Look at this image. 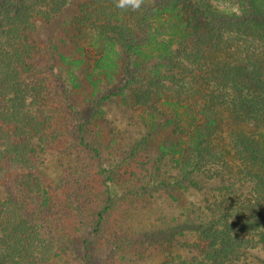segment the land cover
I'll list each match as a JSON object with an SVG mask.
<instances>
[{
  "label": "trees",
  "instance_id": "obj_1",
  "mask_svg": "<svg viewBox=\"0 0 264 264\" xmlns=\"http://www.w3.org/2000/svg\"><path fill=\"white\" fill-rule=\"evenodd\" d=\"M66 1L46 0L47 18L33 0H0V264H56L77 248L84 254L76 264H90L88 238L100 235L108 206L64 188L71 176L114 182L73 157L81 151L99 163L107 144L121 147L105 138L121 128L106 121L110 106L117 107L113 122L136 110L148 130L124 149L118 171L155 143V171L139 178L150 187H131L142 200L170 195L186 214L134 231L136 240L124 245L160 247L161 264H264V0H143L135 11L81 0L72 33L62 22L52 54L92 72L106 48L119 46L111 71L112 78L119 71L118 86L95 93L79 70L69 91L61 77L69 67L57 75L40 67L49 40L34 34L40 22L65 15ZM109 28L120 35L106 34ZM128 123L141 125L134 117ZM169 165L174 175L163 171ZM180 190L191 200L174 197ZM120 246L110 238V249Z\"/></svg>",
  "mask_w": 264,
  "mask_h": 264
},
{
  "label": "rangeland",
  "instance_id": "obj_2",
  "mask_svg": "<svg viewBox=\"0 0 264 264\" xmlns=\"http://www.w3.org/2000/svg\"><path fill=\"white\" fill-rule=\"evenodd\" d=\"M26 1L30 3V0ZM80 1L81 0H67L66 3L68 7L66 8L64 16L63 14H59L51 21L48 19V21L42 24L40 22L38 24L40 31L36 32V34H34V37L40 40H49V50L46 54L42 55L41 59H39V62H41L40 67L42 70L45 69L46 71H48V67L53 75H57L59 72L62 73L64 69L69 67L70 72H68L67 74L64 73L61 76L62 80L66 81V90H69L71 86L76 83V79L72 76L75 72H77V70H79V76H81L80 78L82 79V81H85L84 83L82 82V85H86L88 88L93 90L94 93L98 91L99 87L113 85V87L116 89V87L118 86L117 80L119 79V71L118 73L113 74V78L111 77V71L112 68L115 67L114 62L117 59V51L120 48L119 46L117 47L116 45L112 44L110 45L111 47L109 46V49L106 48L104 50V56L102 61L100 62V65L92 69V72H90L91 68L88 66V64H84L80 67V63L73 64L68 60L58 61L56 60L57 57H54L52 54V51L55 49L54 45L59 43L60 37H63L64 35L62 30L60 29V25L62 22L63 25L65 23L68 24L69 29H67V31L69 33H72L73 24L70 21L76 19L78 9L80 12ZM214 1L217 2L219 6L227 5L224 0ZM33 3L36 6H42L41 11L45 13L44 15H47V18L49 17L52 10L47 7L49 4H47L46 0H33ZM170 13L171 12H168V14ZM106 34L120 35V33L117 32V30L114 28H109ZM89 36H91V34L86 37ZM93 54L96 56V53H89V51H87L85 53V56L86 58L92 59L94 58ZM102 73H105V76H103ZM114 81H116V83H113ZM51 84L54 85V83ZM71 100L72 102H75L77 99L73 98L72 96ZM108 109H110L108 112L110 114L106 115V121L113 126L121 123L122 125H119L125 131H123L121 128H115L116 130L113 128V130H109L110 134H107L105 138L108 137L106 139L107 141H113L115 138L118 139L117 143L120 142L121 147H118L114 142H110V144H107V146L101 149V159L99 163L96 162L97 159H92L87 153L81 151L76 152V156L73 157H78L79 161L81 160L84 162L80 163V165H87L89 167H92L93 169H97L98 173L100 175L102 174L103 178L113 176L114 182L108 184V186L106 187L103 182L98 183L96 179L86 177L84 180H82L71 176L69 180H66L67 184L64 189L65 191H67L68 188H74L77 192L75 195H73V198H76L78 200L90 199L92 201H95V204L93 205L101 203L102 205L100 206V208L104 207L105 205L108 206L106 210L107 212L104 215V220L102 221V231L100 232V235L98 234L99 230L97 229L98 231L93 233V235L89 236L90 238H88V241L89 239H92V243H90L88 249V253H92L90 264H161L163 258L160 247L153 246L146 249L147 244H145L144 246L141 244H136V248L129 249L127 247V244L124 245L126 241L125 239H127L128 237V239L132 241L136 240L138 234H135L134 231L148 230L150 229V227H160L162 223L166 221H172V215L178 217V221H183L186 216L185 211L181 212L180 209L176 210V208L169 204L168 201H170L171 199L170 195H167V197L163 194H154L152 198L146 200L140 199L141 196L137 198L139 194H136L131 185H136L138 188H141V185L144 186V189L142 188L143 192L145 190H148V187H150L146 186V181L140 182L139 178L152 173L151 171H155L153 159L156 158V151L154 149L156 148V144L152 143L153 150L141 154L134 162H132V165H130V167H125V169L118 171L117 166L120 165V157L127 156V153L124 152V149L127 148V146L131 145L135 140L141 141L144 138L147 139V123H144L141 120L139 112L134 109V111H132L131 109L125 111V114H123V116H118L117 120L113 122L112 119L115 117L117 107L113 106L112 108V106H110ZM130 117H132V119L134 117L135 119L139 120L141 122V125L129 127L128 122ZM120 130L122 131V135L119 133ZM164 153L167 154L168 152L164 151ZM127 159L128 160L125 162L126 164L130 161L129 158ZM108 160L111 161V165L104 166V161ZM103 169H106L105 173L103 172ZM163 171H169L171 175H174L176 173L175 168L173 169L170 165L164 166ZM182 177L183 176H181V179ZM155 178H157V174H152L150 176V179L155 180ZM197 180L202 183L204 182V180L200 176L197 178ZM62 190L63 189L59 188L57 193L59 194ZM179 192L180 193H174V197L182 199L185 203L191 200L190 198L185 197L186 194H184L182 190H180ZM124 196L129 198V200L131 201H124V199H121L124 198ZM102 199H105L106 201L104 202L102 201ZM107 199L111 200L112 202L107 201ZM117 200H120V202L118 203ZM180 202L181 200H176V202H174L173 204H179ZM173 209L175 211H173ZM82 210L83 209H79V211ZM62 213H64V210L62 208H59L57 217L58 219L65 220V218H63L65 215ZM78 218H81V216H79ZM86 223L88 224V221H86ZM94 227L95 225L92 224L85 228H89V230H92ZM127 232H129L130 235H127ZM61 233L62 231L60 230H57L55 232V234L58 235ZM112 237L119 238V242L121 243V246L119 248L110 249V247H108L110 238ZM60 239L65 240L66 237L64 236ZM76 250L78 251L77 253H73V250H71V252H67L57 260L56 264H76L78 261H80L79 256H82L84 254V252L80 248H77Z\"/></svg>",
  "mask_w": 264,
  "mask_h": 264
},
{
  "label": "clouds",
  "instance_id": "obj_3",
  "mask_svg": "<svg viewBox=\"0 0 264 264\" xmlns=\"http://www.w3.org/2000/svg\"><path fill=\"white\" fill-rule=\"evenodd\" d=\"M143 0H114L115 7L120 10H138L141 8Z\"/></svg>",
  "mask_w": 264,
  "mask_h": 264
}]
</instances>
